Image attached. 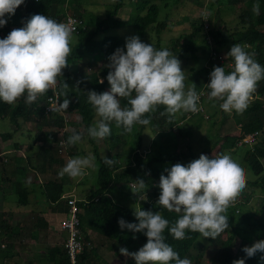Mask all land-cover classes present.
I'll return each instance as SVG.
<instances>
[{"label": "trees", "instance_id": "16d2710c", "mask_svg": "<svg viewBox=\"0 0 264 264\" xmlns=\"http://www.w3.org/2000/svg\"><path fill=\"white\" fill-rule=\"evenodd\" d=\"M81 0H25L24 4L16 9V12L21 11V16L19 13L15 15V18L19 16V24L16 27L11 26L7 23L3 28H0V39L5 38L8 34L16 28L23 27L22 22H26L28 18L35 14L47 15L50 18L61 22L64 20L68 14L77 16L83 19V15L86 11L83 9ZM127 0H117L116 4L113 6V11L108 13L107 19H112L114 15L118 14L124 7ZM135 6L136 13L128 21H116L113 25L117 28L123 27H133L136 29L137 34L141 37L147 35V32L155 27V31L159 36L161 31L167 30V24L159 19L161 14V6L159 1L164 3V8H169L170 1H175V5L183 3L184 0H130ZM215 7L218 12L220 8L223 7L222 1L215 0ZM228 4L233 5L236 10L240 11L238 15V25L234 28H227L223 23L213 24L208 16H202L201 21L190 20L192 31L190 33H184L175 39L171 40L170 46L166 48L173 55L181 61V68L183 70V63L190 59L195 61L200 59V54L208 53L212 61V56L214 53L220 54L219 51L227 47V53L233 44H240L242 46L246 45V51L255 54V60L264 66V0H228ZM255 3H259L260 10L259 15H256L252 6ZM224 4V2H223ZM226 4V3H225ZM242 4L245 5L244 8ZM217 13V17L220 14ZM210 14V13H209ZM212 15V14H210ZM205 18H208L210 31L207 33L205 31ZM8 19V17H5ZM84 20V19H83ZM95 28H90L86 25L85 29H80L78 33H72V36H76L77 39L71 40L72 52L69 55L68 67L63 70L60 80V86L58 88L60 92V103L63 102L65 98L70 101L67 111L62 110V112H57L55 114H46V104L48 98L52 96V91L49 90L44 96L39 97L37 101L32 104L25 103L26 94L24 97L20 98L14 104H7L0 101V120L8 119L14 127V130L9 131L7 136L9 138L15 137V135L20 132L23 126L27 124H32L34 127L32 143L28 145V150L32 152L31 163L34 168L40 170V173H47L49 169H53V173L59 174V171L54 168L57 166L63 167L65 162V155L59 152L58 148V131L65 126V114L72 116L73 114L80 115L79 120H72L68 123V130L66 132V139H68L74 131L82 133L83 137L87 138L88 141L94 145L95 155L97 160L100 162L101 166L98 171L97 186L96 191L92 190L91 195L87 197V200L78 202L80 208L79 217L81 219L80 230L82 233H87V231H95L108 239L116 241L122 248H131L135 240L147 243V237L143 233H134L129 231L127 228L121 230L118 225V220L123 218L128 223H138L134 216V211L132 209L126 208L117 204L111 196L114 183H121L129 176H134L136 178H141L144 180L146 187L140 191V193H147L149 195V202L142 205L141 209L145 211L160 212L164 218L168 219L171 224H174L179 218V214L174 212H168L166 209L160 207L157 202L160 196V188L156 183L162 174L167 175L164 172L165 168L170 169L176 163L187 165L193 160L200 157L201 154L207 155L209 157L226 154V152H235L239 149L238 143L247 135L258 132L259 137L254 147L249 148L245 162L248 164L249 171H252V181L247 183L253 191L259 190L261 196L264 197V80H261L252 99L249 103V107L240 112H232V116L235 119L237 128L233 131L225 133L222 137L217 140L212 141V147L204 149L198 154H194L191 151L190 146L188 154L180 153L176 151L174 155L163 158L165 166L161 168H156L154 163L156 162L154 158L147 161L146 158L151 152L144 155L145 150H150L151 148H143V135L146 131L150 130L153 134L159 135L160 138L165 137L163 133H169V131L179 126L181 137L190 136L192 130L179 125L175 120V117L169 120L167 115L162 116L160 113L164 111L163 106H160L155 113L150 114L151 123L148 126L134 125L133 129H136L134 147L130 154L133 156V161H128L121 136L123 134L129 135L130 133H125L122 127H117L114 122L110 123L111 135L105 138L106 143H108L109 148L112 151L111 157L109 159L114 160V164L109 167L103 163L104 158L100 157L98 148L95 145V140L87 135V128L93 126L96 123V112L91 104L88 103L87 93L89 91H96L97 93H102L109 91V84L107 82L108 74V63L109 57L115 52L117 48L125 49V41L128 37L113 36L110 34V28L105 27V22H99ZM85 21V20H84ZM86 23V22H85ZM209 38H211L212 44H209ZM206 46L203 47V46ZM157 50L163 49L161 47V38L158 40L157 45L154 46ZM207 49V50H206ZM200 53V54H199ZM101 54L103 56V69L100 74L97 70L98 63H90L85 67L81 66V63L86 59H91L95 55ZM227 56V54H226ZM233 65V60L231 57H225V64L219 66H225L226 71H230ZM215 65H208L201 68L200 70H193V75L197 80V87L201 89L209 81L208 76L213 71ZM74 67L77 70L74 71ZM88 69V74L85 81L82 80V72ZM77 80V83L74 82ZM103 81V83H102ZM208 90V94H209ZM208 97V95H207ZM222 103V101H219ZM122 106H127V100L121 99ZM190 117L187 115L185 120H192L195 117H200L201 120L194 122V126L198 129L201 128V123L210 119H206L204 115H192L189 113ZM210 116V115H209ZM228 118L227 114H223V120ZM113 126H115L113 128ZM48 128V130H46ZM120 133H115L118 130ZM169 135V134H168ZM26 136L29 138L28 134ZM167 138V136H166ZM112 141L110 146L109 142ZM172 138L168 142H171ZM172 143V142H171ZM175 144V143H174ZM170 145V144H169ZM75 147V145H73ZM69 146V148L73 147ZM16 147H18L16 143ZM124 158V160H121ZM34 160V162H32ZM37 161H42L38 165H34ZM121 160V163H120ZM7 162V161H6ZM121 173L118 174V171ZM155 171V172H154ZM154 182H156L154 184ZM65 182L60 183L57 180L46 182L42 189L47 193V198L51 202L59 201L65 193ZM242 199L248 202L251 198L247 193L244 192ZM28 193L25 192L23 195V200H20L21 204L27 201ZM78 199V198H77ZM235 204V203H234ZM241 205L234 206L233 204L229 207L227 214H234L236 217L232 221H228L229 228L231 232L225 230L223 234L220 235L218 240L219 248L212 257V264H233L234 260L244 258L245 264H264L260 260V257L264 253H257L256 256L252 258H246L245 253L242 249L245 246L251 247L255 242L259 240H264V216L261 217V222H259V231L256 235V240L243 239L245 244H240L239 249L236 248L237 238L241 237V231H246L242 227L246 228L247 223L250 222L251 214L244 216L238 214ZM241 211V210H240ZM68 216V215H67ZM238 218L240 222L239 226L233 227L234 221ZM0 234L4 229L0 226ZM247 234V231L245 233ZM243 234V235H245ZM166 237V243L171 245L175 251H177L180 257L188 258L191 260L192 264H204V260L208 251V246L200 242L201 234L195 232L186 231V239L176 240L165 230L164 233ZM87 237H84L86 240ZM2 242V241H1ZM0 242V256L6 252L2 249V243ZM87 241H85L84 252L87 248ZM66 250V249H65ZM196 251L197 253H195ZM83 255V254H82ZM81 255V256H82ZM81 256L79 258V263L82 264ZM62 260L57 264H71L65 251L61 257ZM170 264H175V262H170Z\"/></svg>", "mask_w": 264, "mask_h": 264}, {"label": "clouds", "instance_id": "9594fccd", "mask_svg": "<svg viewBox=\"0 0 264 264\" xmlns=\"http://www.w3.org/2000/svg\"><path fill=\"white\" fill-rule=\"evenodd\" d=\"M25 0H0V28L7 19L24 4ZM252 10L259 15L260 5ZM23 27L13 29L6 38L0 39V101L9 105L16 103L26 94L25 103L32 104L44 96L58 83L63 70L68 67L72 52V29L65 23L35 14L22 22ZM247 46L233 44L226 58L231 57L230 71L225 66H214L210 74L208 99L222 101L221 110L231 114L242 113L249 107L257 85L264 80V66L255 60V54L246 51ZM125 49L117 48L108 58L107 82L110 90L102 93L89 91L88 103L100 118L87 128V135L103 140L111 135L110 123L114 122L125 133H131L134 125L148 126L150 114L160 106L169 120L180 112H198L196 86L186 88L188 75L181 68V61L167 49L157 50L151 43H144L139 36L126 38ZM103 83V81H102ZM121 99L127 100L122 106ZM70 101L65 98L60 110L67 111ZM83 140V134L74 131L63 143L76 145ZM95 157L70 158L61 170V175L71 178L82 176L94 167ZM103 163L111 167L115 162L104 157ZM159 178L160 196L157 204L168 212L179 214L170 225L160 212L134 211L138 223L118 220L121 230L127 228L134 233H143L147 243L136 252L120 248V254L135 261V264H192L188 258H181L164 235L167 229L176 240L186 239L187 232L201 234L204 238L216 239L229 228V207L234 204L245 189L247 173L245 168L230 154L215 157L201 154L186 166L176 163L165 168ZM139 189L146 184L143 179L135 181ZM242 251L246 258L264 253V240L255 242ZM264 262V255L260 257ZM233 264H245L237 259Z\"/></svg>", "mask_w": 264, "mask_h": 264}, {"label": "rangeland", "instance_id": "374dc122", "mask_svg": "<svg viewBox=\"0 0 264 264\" xmlns=\"http://www.w3.org/2000/svg\"><path fill=\"white\" fill-rule=\"evenodd\" d=\"M215 0H184L183 3H179L178 5H175V1H170V6L169 8H164V3L159 2L162 10L159 19L167 24L168 29L161 31L159 36L157 35L155 31V27L151 28L148 32L147 35L144 37H141L137 34V31L133 27H123V28H117L113 25L114 22L116 21H128L132 18L133 15L136 13L135 6L131 3L130 0H127L125 2L124 7L121 9V11L114 15L112 19H107L108 13L113 11V6L116 4L117 0H81V4L83 5V9L86 11V14L83 15V19L86 22V25H88L90 28H95L99 18V22H105V27L110 28V34L113 36H119V37H131V36H139L140 40L144 43L152 44L153 46L157 45L158 40L161 38V47L163 49H166L170 46L171 40L175 39L176 37L180 36L181 34L184 33H190L192 31V26L190 20H197L198 22L201 21L202 16H208L209 19L212 21L214 24H220L223 23L225 27L227 28H234L236 25H238V15L240 14V11L236 10V8L231 5L230 3L228 4V0H219L220 2L222 1L223 7L220 8V12H218L217 8L215 7ZM224 2V4H223ZM226 3V4H225ZM245 5L242 4L241 8H244ZM21 11L15 13L13 16L7 19V23H9L11 26L16 27L19 24V17L21 16ZM19 13V17L15 18V15ZM212 15H210V14ZM217 13L220 14L219 17H217ZM217 14V15H216ZM6 38V34H5ZM72 39H77L76 36H72ZM203 47L206 48L204 45ZM207 50V49H206ZM221 55V60L219 58L211 61V58L209 57L208 53L205 54H200V59L195 61L193 59H190L188 61H185L183 63V71H185L188 75V79H186L185 84L186 88L191 87V83L196 86V90H200V87H197V80L193 75V70H200L203 67H206L208 65H215L219 66L222 64H225V57L227 54V47L222 48L219 51ZM103 56L101 54L93 56L91 59H86L81 63V66L85 67L86 65L90 63H98V66L96 67L99 73L101 74L102 69H103ZM224 61V62H223ZM77 70V67H74V71ZM88 69H86L84 72H82V80L86 79V76L88 74ZM74 82L77 83V80ZM110 88V86H109ZM264 100V99H263ZM220 102L219 101H212L209 100L208 97L204 100V107L206 110L207 115L212 118L210 120H207L205 122L201 123V128L198 129L194 126V122H198L201 120L200 117H195L192 120H185L187 115L189 116V113L191 112H180L177 113L175 116V120L179 123V125L185 126L186 131L192 130L190 136L187 137H182L181 138V133L179 130V126L177 125L176 127L172 128L169 133L173 134L175 137H178V141L175 140L174 143L167 142L168 138H160L158 143L156 145L153 144V140L155 141V136H158L156 134H153L152 131L148 130L144 133L143 135V148H151V154H149L146 158L147 161H150L151 158L156 159L154 165L156 168H161L165 166V162L163 161V158L170 156L171 154L174 155L176 151H179L180 153L183 154H188L189 149L187 147L190 146L191 151L194 154L200 153L204 149H208L212 147V141L215 139L222 137L225 133L233 131L234 129L237 128L235 119L231 114L225 113L221 110L219 107ZM223 114H227L228 118L224 121L223 120ZM71 117V120H78V116L73 114ZM99 120V117L97 116L96 122ZM1 124H4L7 126L9 131L12 130L11 122L6 119L1 122ZM1 126V125H0ZM28 128L30 129L33 125L32 124H27ZM115 126H113L114 128ZM48 130V128H46ZM121 134V130L119 129L118 131L115 132ZM136 134V129H133V131L129 135L123 134L121 136V139L123 143H125V153L127 156V159L129 161L133 160L132 154H130L128 151H132L134 147V137ZM180 134V135H179ZM13 141L12 148L14 147V143H17V139ZM104 140V139H103ZM103 140H95L96 144L99 145V154L100 157L103 158L105 155L106 150H109V145H105ZM110 146L113 144L112 141L109 142ZM170 144V145H169ZM189 145V146H188ZM75 150L78 151L82 157H86L89 155V153L93 154L95 157L94 161V167L91 168V174L90 176L87 177V180L85 181L86 188L89 191L94 190L96 191L98 189L97 186V179H98V171L100 169V162L97 160V157L95 155V150L94 146L88 141L87 138L83 137V140L80 143H77L75 145ZM249 150V147H243L239 148L235 152H226V154H230L231 157L240 163L246 170L247 173V182H246V187L245 189L240 193L239 197L237 198L234 206H239L241 207L237 210H239L240 215L244 216V213L249 215L251 214L250 217V223L246 225L245 227H242V229H245L247 231H241L240 234L241 237H238L237 243H236V248L239 249L240 244L243 245L245 242H243V239H250L253 241L256 240V235L259 231V222H261V217L264 216V197L261 196L260 191L256 190L253 191L250 187H248L247 183L249 181H252L253 175L252 171H249L248 164L245 162V157L246 154ZM72 152L73 150L69 148L68 155H65V162L63 167L66 165L67 161L69 160L70 157H72ZM83 154V155H82ZM61 167V168H63ZM8 169H11V166H7ZM6 168V169H7ZM22 168H25V165H23ZM55 170L61 172L59 166L55 167ZM17 169H13L12 171V176H14L13 180H10L11 184H15L17 181V177H20L19 173H16ZM155 172V171H154ZM1 174V171H0ZM1 176V175H0ZM141 178H136L134 176H129L127 179H125L121 183H117L116 187L113 188L111 192V196L114 199V201L126 208L132 209V210H137L142 207V205L146 202H149V195H141L140 191L141 189L138 188L136 185L135 181ZM156 182H154L155 184ZM3 184V180L0 179V185ZM131 184H135L136 188H132ZM83 185V184H82ZM82 185H80L81 188ZM156 185H159V181L156 183ZM66 191L69 190V185L68 183L65 184L64 187ZM247 193L251 198L249 199L248 202H245L242 197ZM242 196V197H241ZM17 200H22L23 198L20 196H14ZM37 208V207H36ZM29 209V208H28ZM241 210V211H240ZM236 217L234 214L229 215V220L232 221L234 217ZM235 224H233V227L239 226L240 222L238 221V218L236 220H233ZM228 232H231V229L227 230ZM223 234V233H222ZM245 234V235H243ZM220 236H218L216 239L212 238H204L203 236L200 238V242L203 243L204 245L208 246V251L205 257L204 264H212V257L216 253V251L219 248L218 245V240ZM142 243V242H141ZM144 245V243H142ZM197 253L196 251H194Z\"/></svg>", "mask_w": 264, "mask_h": 264}, {"label": "crops", "instance_id": "0c3cea01", "mask_svg": "<svg viewBox=\"0 0 264 264\" xmlns=\"http://www.w3.org/2000/svg\"><path fill=\"white\" fill-rule=\"evenodd\" d=\"M75 115L79 120L80 115ZM3 121L5 120H0V179L3 180V184L0 185V226H3L5 230L0 234V242L2 241V249L6 252L0 256V264H57L62 260L60 257L66 251L67 233L61 229V221L70 211L67 197L76 196L80 201L87 200L92 190L84 189L86 188L85 181L92 171L87 169L82 176L77 178H71L66 174L61 175V172L56 175L53 173V169H49L45 174L40 173V170L32 166L30 161L32 152L28 150V145L33 142L31 137H33L34 127L29 129L27 125L23 126L22 130L16 134L18 147L14 143L12 148L11 144L15 138L7 136L9 129L1 124ZM11 126L14 130L15 126L12 124ZM163 134L167 136V142L170 138H172V143L178 139L173 134ZM153 139H155L153 144L156 145L160 136H155ZM103 141L105 145H108L105 139ZM95 145L100 151L96 141ZM71 149L73 152L70 158L82 157L74 146ZM110 155H112L111 149L106 150L104 157H111ZM37 162L42 163V161L36 160L33 164L38 165ZM8 165L11 166V169L7 168ZM23 165L25 168H22ZM59 168L62 169L61 166ZM13 169H17L16 173H19L20 177H17L18 182L12 185L10 180L14 178L11 174ZM119 173L121 170L118 171ZM55 180L60 183H68L69 190H65L63 197L54 203L48 200L47 193L42 189V186L46 182ZM114 187H116V183H114ZM25 192L28 193L27 201L21 204L20 199L17 200L14 196L23 198ZM143 194L147 195V193L141 195ZM65 196L66 198H64ZM83 236L87 237L84 240L87 241V248L81 256L82 264H135L134 260L120 254L122 246L116 241L92 230L83 233ZM142 243L135 240L132 247L127 250L136 252L145 245Z\"/></svg>", "mask_w": 264, "mask_h": 264}, {"label": "built area", "instance_id": "2783aa9c", "mask_svg": "<svg viewBox=\"0 0 264 264\" xmlns=\"http://www.w3.org/2000/svg\"><path fill=\"white\" fill-rule=\"evenodd\" d=\"M204 20H205V26H204L205 31L209 33L210 24L208 22V18H205ZM61 22L67 24L73 30L72 33H78L80 29L86 28V23L83 19L78 18L77 16H74L71 14H68L67 17ZM209 44H212L211 38H209ZM212 58L213 60L217 58L221 60V55L214 53ZM229 65L232 66V64H229ZM208 78H209V81L203 86V88L200 89L199 91L196 90L197 94L200 96V100L198 101V105H197L200 110L198 112H191V116L202 114L205 116L206 119H210V116L207 115L205 107H204V100L207 98L208 90H209L207 88V84L210 83V75L208 76ZM59 86H60V80L58 78L57 85L50 89L53 93H52V96L48 98V102L45 107L46 114H55L57 112H62V110H60V107H59L61 104L60 103V92L58 90ZM64 117H65V126L57 132L58 133V148L61 154L68 155L69 145H67L66 143H63V141L67 140L66 132L68 130V123L72 120L69 114H65ZM258 137H259L258 132L249 134L238 143V147L239 148H243V147L252 148L257 142ZM143 152H144V155L146 156V154H148L151 151L145 150ZM131 186L132 188H136L135 184H131ZM64 198H66V196ZM67 199L69 201L70 211L68 213V216H66L61 221V229L67 233V240H66L65 248L67 251L69 261L71 264H78L79 258L83 254L84 248H85L84 236H83L82 231L80 230L81 219L79 217V214H80V208L78 206L79 200L77 199L76 196H68Z\"/></svg>", "mask_w": 264, "mask_h": 264}]
</instances>
